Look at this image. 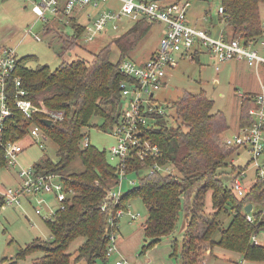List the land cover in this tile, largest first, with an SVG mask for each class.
Wrapping results in <instances>:
<instances>
[{
    "label": "trees",
    "instance_id": "1",
    "mask_svg": "<svg viewBox=\"0 0 264 264\" xmlns=\"http://www.w3.org/2000/svg\"><path fill=\"white\" fill-rule=\"evenodd\" d=\"M263 4L264 0H221L220 7L224 12L220 19L233 30L232 39H241L245 45L254 47L264 40ZM151 27L148 21L139 20L115 40L121 53L116 64L111 61L109 47L95 54L91 62L64 61L53 72L48 66L27 68L26 63L33 58L18 62L12 80L20 78L21 89L27 92L25 99L40 111L30 114L14 112L6 122L3 143H19L31 134L33 128L42 129L45 138L58 146V160L44 159L34 169L38 174L60 175L73 194L69 196L67 210L56 221L46 222L51 239H37L21 249L11 264H19L36 253L42 256L36 257L32 264L107 263L111 257L108 255L109 236L120 232L123 218L117 220V212H130V203L136 199L141 200L148 213L142 225L145 239L139 257L169 236L183 214L182 245L178 250L175 243L173 252L181 264H199L203 259L200 246L207 243L212 248L220 246L240 254L246 262L264 263V245L251 241L252 237L264 234V183L255 180L249 193L239 196L220 179L223 174L220 171L230 168L229 174L236 182L244 169L234 165L229 167L239 148L227 145L226 140L231 137L226 138L230 129L228 119L223 111H215V102L205 91L196 95L187 92L173 102L171 107L175 111L176 126L167 125L165 113L157 117L153 127L145 130L146 139L160 149L161 155L143 160L136 156L128 177L146 170L149 173L139 176L134 186L129 185L132 189L123 190L119 200L115 201L110 194L116 188L117 169L107 159L106 151H99L90 143L83 146L85 138H89L83 131L93 118L103 119L99 126L103 130L112 129L118 122L121 86L129 81L121 72L120 64L128 59L129 53ZM73 29V36L65 33L59 36L64 45L63 53L75 47L83 35V26L73 24ZM198 55L199 51L193 56L195 59H191L197 60ZM12 80L9 90L10 99L14 101L18 89ZM241 105L240 130L253 123L249 114L253 105L251 97H245ZM50 115L55 118L50 119ZM45 119L52 120L53 125L45 126ZM77 159L81 160L84 171L66 175ZM6 165L0 147V171ZM156 165L173 167L176 174H164L154 169ZM108 180L113 181L111 188L107 185ZM208 195L212 200L210 212L206 209ZM3 205L0 199V213ZM254 206L257 208L253 222H249L246 212ZM222 216L230 219L226 227L222 226ZM112 224L118 228H112ZM79 239L85 241L74 256L69 249Z\"/></svg>",
    "mask_w": 264,
    "mask_h": 264
},
{
    "label": "rangeland",
    "instance_id": "2",
    "mask_svg": "<svg viewBox=\"0 0 264 264\" xmlns=\"http://www.w3.org/2000/svg\"><path fill=\"white\" fill-rule=\"evenodd\" d=\"M190 1L191 7L189 8L187 18L189 22H196L195 24L190 23L192 25L202 24L203 27L208 28L212 26V24L216 25L218 20L223 17V14L220 13L221 0ZM38 2L39 0H0V46L16 49L17 55L21 60L33 58L26 63V67L30 69H36L41 65L48 66L53 72L58 69L64 61L66 63L79 60L91 62L94 55L105 47L110 48L111 61L116 64L120 60L121 53L118 47L115 46V40L121 38L141 20L138 17H127L119 24V29L117 31H113L109 28L92 42H86L82 35L76 42L77 44L75 47L63 53L64 45L59 36L61 33L73 36L74 23H72V26L67 25L71 20L63 15L56 18L54 22L49 21L46 23L42 21L33 12V8ZM117 5L116 2L109 1L104 3L101 8L107 10L110 7H118ZM87 12L95 14L96 10L86 8L82 13ZM261 14L264 22V4L261 5ZM48 20L51 19L48 17ZM85 22V18L81 17L80 23L85 25ZM158 25L161 26L160 24H152L150 32L138 43L137 47L129 53L128 59L135 62H144L151 58L160 42V27H158ZM44 27L46 29L45 31H43ZM200 52H202L200 61L192 60L185 56L180 58L174 67L166 70L167 86L162 87L161 90L155 94L156 104L162 108H166L167 125L176 126L175 111L171 107L173 102L180 100L187 92L196 95L201 91H205L207 96L215 102V111H223L225 113L230 125L226 138L229 136L232 137L240 131L239 121L242 109V101L235 91V89L240 88L235 84L234 76L241 71L246 73L247 71L237 63H219L220 70L216 71L211 59H209V55H207V51L202 49V51H199V54ZM216 82L218 85H216ZM241 90L243 91V89ZM122 110L123 105L120 106L119 112ZM102 123V118H93L90 125L85 128L83 132L89 136L92 147H95L99 151H106L107 159L110 162L109 151L117 145L118 141L111 129L103 130L99 128ZM151 127L153 126L151 125ZM86 142L85 138L83 141L84 147H86ZM39 143L40 142L34 141L31 135L24 137L23 140L16 143L19 150L18 161L21 167L34 168L36 164L41 163L44 159H50L53 162L58 160V146L52 140L46 139L43 142V148H40ZM251 159L252 155L249 153V150L240 148L238 153L229 162V167L234 165L246 171L244 184L247 185L249 191L255 183L254 181L256 178V171L254 168H251ZM111 165H114V163H111ZM165 168L166 171H171L176 174L173 167L170 168L167 166ZM18 171V168L2 169L0 171V188L18 187L21 183ZM83 171L84 166L81 160L77 159L65 174L69 175L72 173H81ZM220 172L223 173L220 179L229 189L234 190L235 181L233 180L234 176L229 174L230 168L222 169ZM148 173V170H146L139 175L131 174L129 175V179L138 181L139 176L143 177ZM112 184L113 181H107L108 187L111 188ZM122 189L128 191L132 189V187L129 186L127 182H124L122 184ZM235 192L239 196L245 195L243 192ZM47 199L50 203H53L51 198ZM35 208L42 209L44 214L47 213L48 210L46 205L39 206L33 203V205L30 206L23 203L22 207H17L15 209L8 208L2 210L0 213V226H2L4 231L0 229V264H11L14 262V257L19 251L37 239L42 241L51 239L48 225L45 220L36 215ZM206 209L208 212L212 211V200L210 195L207 196ZM129 211L140 214V217L134 221H131L127 216L121 219V225L125 227V229L121 231V237L125 242L129 240L127 248H123L126 255L129 256L132 253V255L136 257L140 255L145 237L142 236V233H139L137 236L134 235L136 234V230L142 228V225L147 220L148 213L140 199L133 200L130 203ZM221 220L223 227H226L230 222L227 216H222ZM129 222L132 223L131 227H129ZM184 227L185 220L182 214L179 217L175 230L164 238L155 248L149 251V256L147 258H149L151 264H181L180 259L173 256V252L175 243L176 246H179L177 247L178 250L181 248ZM217 239L218 236L216 237V240ZM84 241V239H79L74 242L69 249V253L75 256L77 249ZM251 241L256 244L264 245V234L259 237H252ZM200 249L202 253L201 258L207 259V264H243L245 262L240 254L223 249L220 246L212 248V246L207 243L202 244ZM39 256H42V254L36 253L25 261L19 262V264H32V261ZM145 256L146 255L141 256L140 258L143 260ZM117 260H119V255L114 254L105 264H115Z\"/></svg>",
    "mask_w": 264,
    "mask_h": 264
},
{
    "label": "built area",
    "instance_id": "3",
    "mask_svg": "<svg viewBox=\"0 0 264 264\" xmlns=\"http://www.w3.org/2000/svg\"><path fill=\"white\" fill-rule=\"evenodd\" d=\"M109 1L116 2L118 7L103 10L101 6ZM190 7V0H182L169 6H164L159 1L144 0H39L33 8V12L46 23L54 22L56 18L63 15L71 20L67 25L72 26L74 23L83 26V38L86 42L94 41L109 28L117 31L119 24L127 17H138L151 24H162L165 27L159 47L149 60L135 62L126 59L120 64L121 72L128 77L129 81L122 83L123 110L118 122L111 129L118 141L117 145L109 151L110 162L114 163L117 169L116 188L110 192L115 201L122 196L124 182L131 186L135 185V181L128 177V172L134 168L132 161L135 157L143 160L161 155L160 149L146 139L145 130L157 123L158 116L166 113L164 108L156 104L155 94L162 87L167 86V69L174 67L180 58L185 56L193 58L197 51L205 49L216 71L220 70L219 63L235 61L244 63L249 68L262 69L264 72V40L259 43V49L253 45H245L241 39L226 40L223 37H213L209 31L189 24L187 14ZM86 8H92L96 10V13H82ZM223 12L221 8L220 13L223 14ZM48 17L51 20H48ZM81 17L85 18V25L80 23ZM19 61L16 49L0 46V147L3 148L4 159L7 162L6 168H18L21 180L18 187L0 188V199L4 203L2 210L22 207L23 203L30 206L33 203L39 206L46 205L47 213L44 214L40 208H35V213L45 222H54L67 210L72 191L67 189L60 175L38 174L34 168L21 167L18 161V145L12 142L3 143L6 122L14 112L30 114L40 111L30 100L25 99L27 92L21 89L20 78L12 80ZM11 80L18 89L14 101L11 100L9 90ZM251 99L253 102L250 109L252 125L227 138L226 143L231 147L249 150L252 155L251 168L256 171L255 180L264 183V81L260 92ZM49 118L55 117L50 115ZM30 135L34 141L40 142V148L44 147L43 142L46 138L42 129L35 127ZM86 141L85 145L88 146L89 138ZM154 169L165 174L171 173L159 165H156ZM245 178L246 171L243 170L235 182L234 191L249 193L247 185L244 184ZM47 198H51L53 203H50ZM256 208L254 206L246 212L249 222H253ZM124 216H129L132 221L140 217V214L118 211L116 218L118 220ZM116 227L118 228L117 225L112 224V228ZM109 238L108 255H119V260L115 264H132L118 249V233H111ZM207 263L208 260L205 258L200 261V264Z\"/></svg>",
    "mask_w": 264,
    "mask_h": 264
},
{
    "label": "crops",
    "instance_id": "4",
    "mask_svg": "<svg viewBox=\"0 0 264 264\" xmlns=\"http://www.w3.org/2000/svg\"><path fill=\"white\" fill-rule=\"evenodd\" d=\"M144 1H159L162 5L169 6V5H172V4L177 3L179 1H182V0H144ZM262 18H263V16H262ZM190 23L195 24L196 22L190 21L189 24ZM160 25L161 26L158 25V27H160V40H161V38L164 34V31H165V27L162 24H160ZM190 25L193 27H196V28H200V29L203 28V29L209 31V33L213 37H216V38L223 37L226 40H231L233 38V30L228 26L226 21H224L222 19H219L216 25L212 24V26H210L208 28L203 27L202 24H198V25L190 24ZM45 30L46 29L44 27L43 31H45ZM158 47H159V45H158ZM158 47L153 52L152 56L156 53ZM257 47L259 48V46H257ZM201 53L202 52H200V54L197 57V60H199V61L201 60V57H202ZM207 55H209V54H207ZM209 59H210V56H209ZM227 63H237V64L241 65L242 67H244L243 69H245L247 71V73L241 71V72L235 74V76H234V82L240 88V89H235L240 100L242 101V99H244L245 97L254 98L260 92V86H261V83L263 81V75H264L263 70L262 69L249 68L246 64L238 63L235 61L226 62L225 64H227ZM166 82H167V77H166ZM216 85H218L217 82H216ZM241 89H243V91ZM238 168H240V167H238ZM13 209H15V208H13ZM120 225H121V223H120ZM131 225H132V223L129 222V227H131ZM0 229L3 231L2 226H0ZM122 229H125V227L121 225V228L119 227L120 232L118 233V240H117L118 249H119L120 253L123 256H125L132 264H151V261L149 260V258H147L149 256V254H148L149 252L146 254V256L144 257L143 260L138 255L135 257L134 255H132V253L129 256L126 255L123 248H127V244L129 243L128 242L129 240L125 242V240L121 237ZM139 233H142V236H144L143 228L136 230V234L134 236L139 235ZM145 260H147V261H145ZM243 264H255V263H249V262L245 261Z\"/></svg>",
    "mask_w": 264,
    "mask_h": 264
},
{
    "label": "water",
    "instance_id": "5",
    "mask_svg": "<svg viewBox=\"0 0 264 264\" xmlns=\"http://www.w3.org/2000/svg\"><path fill=\"white\" fill-rule=\"evenodd\" d=\"M43 124H44L45 126H47V127H50V126L53 125V121H52V120H47V119H45V120H43Z\"/></svg>",
    "mask_w": 264,
    "mask_h": 264
}]
</instances>
